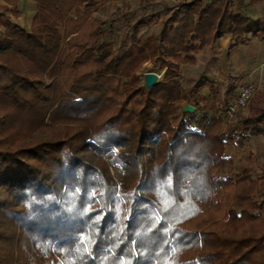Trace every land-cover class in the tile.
<instances>
[{"label":"trees","instance_id":"obj_1","mask_svg":"<svg viewBox=\"0 0 264 264\" xmlns=\"http://www.w3.org/2000/svg\"><path fill=\"white\" fill-rule=\"evenodd\" d=\"M3 1L0 247L9 252L0 264H264V231L233 234L264 214L254 196L264 156L254 169L226 153L264 134V99L255 94L246 114L224 122L228 91L212 86V100L184 111L178 77L181 62L226 33L229 47L263 40L264 19L241 10L264 0L181 4L146 36L138 31L151 1L133 20L134 11L100 18L93 0H35L30 31L5 16L19 0ZM124 25L131 42L118 52L113 36ZM148 60L166 75L146 91L136 71ZM22 120L60 132L15 142L6 131ZM85 148L123 178L80 156Z\"/></svg>","mask_w":264,"mask_h":264},{"label":"crops","instance_id":"obj_2","mask_svg":"<svg viewBox=\"0 0 264 264\" xmlns=\"http://www.w3.org/2000/svg\"><path fill=\"white\" fill-rule=\"evenodd\" d=\"M95 1V5H100V10L106 11L107 6L110 4L115 7L114 11L118 10L117 12L120 15L122 9L121 4H116L118 0ZM129 1L132 4H136V0ZM145 1L146 0H137L136 2L138 4L136 6L142 5ZM192 1H197L204 7L210 0H154L155 3H158V8H164L166 10L171 9L169 12L179 10L181 4L190 3ZM1 3L2 0H0V4ZM126 7H128V5H126L125 8ZM114 11L113 8H110L109 17L104 16V18H111ZM241 12L244 16L253 19H264V3L244 7ZM230 39V34L226 33L217 38L212 44L202 47V49L194 55V64L199 63V65L204 67L198 79L201 78L206 80V83L198 88V96L194 98V109L196 110L202 108L204 101L212 100V86H216L221 93L228 91V100L236 94L238 86L241 83L251 82L256 86L255 94H257V102L260 103L262 99H264V39L260 40L250 36L244 43L229 47ZM247 112L248 110L241 114H246ZM231 151L233 154L229 155L228 152ZM226 153L232 158L233 166L249 160L253 162L254 169H256L258 163L264 156V134L253 135L243 148H238L229 144ZM260 183L261 182H259V184Z\"/></svg>","mask_w":264,"mask_h":264},{"label":"rangeland","instance_id":"obj_3","mask_svg":"<svg viewBox=\"0 0 264 264\" xmlns=\"http://www.w3.org/2000/svg\"><path fill=\"white\" fill-rule=\"evenodd\" d=\"M136 1H135L136 4H132L129 0H118L116 4L117 3L121 4V9H122L120 14L126 11H129V12L134 11L135 13L132 18L133 20H135L136 17H138V13L144 12L143 10L144 7H142V5L136 6L138 4ZM146 1H151L152 3H150L149 5H146L148 7L145 8V11L147 14L151 13L153 15H152V18L148 20V26L141 27L140 30L138 31V34L141 36L157 34L159 29L162 26L163 20H165L169 16V14H171V13H168L167 10L164 8H158V5H157L158 3H155L154 0H146ZM19 2L17 3L15 7L10 6L9 7L10 10L5 12V16L6 18H9L14 24H18L19 26L26 29L27 31H30L31 23H32L31 18L36 10V2L35 0H19ZM93 2L96 3L95 0H93ZM4 4L5 2L2 0L1 5H4ZM126 5H128V7L125 8ZM99 6L100 5H97V4L92 6L91 10H93L96 16L102 19H108V18H104V16L109 17L110 8H113V11L115 10L114 9L115 7L110 4L107 6L106 11L100 10ZM117 11L113 12L112 17L119 16V13ZM3 32H4V29L2 25H0V35H2ZM131 34H132V31L130 30V28H128L125 25L121 26L118 29L116 34L113 36L114 46L115 48H117L118 52H121L123 50L121 46H126L130 44ZM3 61L7 62L8 64H13V63H16L18 60L16 59V57L15 58L7 57L5 60L3 59ZM175 62H178V61L175 60ZM203 69L204 67L202 65H199V63L194 64V60L187 61V62H181L179 64V68H178L179 76L178 77L180 78L179 82L185 94V99L180 101L179 103L180 106L191 105L194 107V99L192 100V98H189L188 95H190L189 91L194 86V83L198 80L199 74L201 71H203ZM148 71L160 73L162 77L159 79V81L160 82L165 81L166 68L163 67L162 65L160 66L158 63H154L152 60H148L140 64L139 68L136 71V75L141 78L142 87H143L142 75ZM143 89L146 91L149 90V89H145L144 87ZM247 110L248 108L245 111ZM243 112H240L237 115H240ZM224 122H229V121L225 120ZM59 132L60 130L51 128V126L49 125L43 126L40 123L33 124L30 122H27L26 120H22L20 121V124L17 122L16 126H11L7 128L6 134L14 138L15 142L27 143L32 140L34 141L37 139L48 138L49 136H52V135H57ZM78 154L80 156L86 157L92 162H98L99 164L102 163L103 164L102 166L106 168V171L115 180H120L123 178L122 177L123 172L119 167L111 166L108 162L103 161V159L100 161L99 156L96 153H94V151L88 148H85L84 150L79 151ZM228 154L232 155L233 153L231 151V152H228ZM254 196L258 201H261L264 198V181L261 182L260 184L258 183L257 193H255ZM256 231H264V214L261 216V218L258 221L247 222L244 224L237 225L233 230V234L237 236H244V235L254 233ZM0 251L1 253H8L9 249L6 248V246H2L0 247Z\"/></svg>","mask_w":264,"mask_h":264},{"label":"built area","instance_id":"obj_4","mask_svg":"<svg viewBox=\"0 0 264 264\" xmlns=\"http://www.w3.org/2000/svg\"><path fill=\"white\" fill-rule=\"evenodd\" d=\"M256 93V86L251 82H244L238 86L236 94L230 97L226 105L219 111L222 119L230 121L235 115L245 111Z\"/></svg>","mask_w":264,"mask_h":264},{"label":"water","instance_id":"obj_5","mask_svg":"<svg viewBox=\"0 0 264 264\" xmlns=\"http://www.w3.org/2000/svg\"><path fill=\"white\" fill-rule=\"evenodd\" d=\"M142 78H143V87L145 89H150L152 86L160 82L158 74L152 71L145 72L142 75ZM183 110L192 112L194 110V107L191 105H184Z\"/></svg>","mask_w":264,"mask_h":264}]
</instances>
